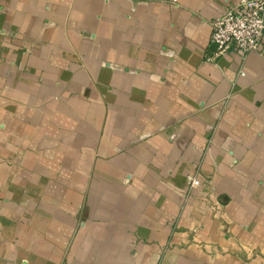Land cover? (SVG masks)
Here are the masks:
<instances>
[{"label":"crops","instance_id":"crops-1","mask_svg":"<svg viewBox=\"0 0 264 264\" xmlns=\"http://www.w3.org/2000/svg\"><path fill=\"white\" fill-rule=\"evenodd\" d=\"M238 1L0 0V264H264V29L209 43Z\"/></svg>","mask_w":264,"mask_h":264},{"label":"built area","instance_id":"built-area-1","mask_svg":"<svg viewBox=\"0 0 264 264\" xmlns=\"http://www.w3.org/2000/svg\"><path fill=\"white\" fill-rule=\"evenodd\" d=\"M264 29V0H239L210 22L209 43L215 48V56L228 51L239 55L261 53ZM189 186L198 181L189 178Z\"/></svg>","mask_w":264,"mask_h":264}]
</instances>
